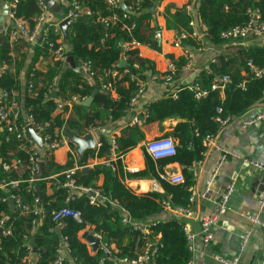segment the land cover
Returning <instances> with one entry per match:
<instances>
[{
	"label": "trees",
	"instance_id": "16d2710c",
	"mask_svg": "<svg viewBox=\"0 0 264 264\" xmlns=\"http://www.w3.org/2000/svg\"><path fill=\"white\" fill-rule=\"evenodd\" d=\"M78 1L92 10L93 14L89 20L96 25L85 22L84 18L74 19L68 27L66 38L61 32L57 33L50 27L47 38H39L34 48L35 57L28 72L24 96L19 80L21 64L11 54L12 51L19 50L24 40L12 44L8 34L2 38L0 45V64L8 67L13 65L15 69L14 72L11 69L0 72V91L7 94V104L17 102L22 106L25 115L32 116L36 124L44 126L42 135L60 137V132L65 130L66 133L73 131L83 136L90 129L105 128L109 122L123 118L131 110L130 102L140 89L137 77L147 82L148 76L153 80L155 74H163L156 69L152 60L140 55L139 47L131 44L136 41L151 49L161 50L157 38L158 28L153 26L152 22L162 0H123L133 12L128 13L126 17V11L120 6H112L109 0ZM55 3L64 11L67 10L65 6ZM172 8L175 9L174 12ZM186 9L167 6V29H174L179 34L193 31V16L185 12ZM251 10H258L261 20L264 21V0H199L197 13L201 22L207 26L206 39L213 45H219L224 43L221 33L236 25L246 24L250 19ZM15 12L18 18L33 29L42 10L38 0H21ZM114 16L116 19H113ZM101 17L107 19V23H102ZM59 18L61 20V14ZM59 41L68 45L76 68L67 66L61 72L63 60L55 61L52 56V51L59 45ZM50 43L53 46H50ZM183 44L193 49L202 46L201 42L193 37L183 40ZM40 56L52 59L53 63L48 64L45 71L36 65ZM124 56L126 65L121 68L119 64ZM217 59L218 63L211 62L209 69L203 67L198 72L195 81L208 89L209 94L205 98L197 99L189 85L180 83L182 66L187 63V58L173 57L172 61L180 68L175 75V84L171 86L173 88L168 89L166 97L147 106L148 116L140 114L142 124H127L119 134L116 133V153L125 156L146 139L145 131L150 130L151 125H161L168 119H179L173 130L165 134L176 140L177 152L174 156L154 159L144 147L146 166L137 172L125 170L121 159L113 162L115 170L105 163L91 166L90 159L111 158L113 145L110 136L101 133L97 148L88 149L80 156L71 153L65 166L56 164L46 151L43 157L46 164L41 180L32 184L23 181L16 189L10 187L7 191L0 190V198L15 194L20 196L24 203L32 204L35 198H39L45 210L40 225L35 233L31 234L34 216L22 215L19 209H12L8 200H0V222L3 217H7L6 226L12 229L11 234L0 235V264H28L27 244H31L33 238L37 252L32 255V264H57V248L61 243L56 232L58 226H61L68 245V257L64 258L61 264H115L111 257L105 256L102 249L91 252L80 236V232L87 227L99 233L103 242L114 243L117 249L115 256L119 258L138 259L146 254L148 245L152 243L147 252L150 262L187 264L193 257V252L189 248L188 235L184 229L185 219L169 213L166 220L155 222L150 234H145L134 226L125 224L121 207L137 222H149L151 218L164 214L166 211L163 203L166 200L174 207L193 208V187L196 182L193 168L208 150L205 141L207 136L220 135L224 128L221 120L239 117L264 101V77H256L249 66L250 61L264 66V48H241L232 54L219 55ZM79 65H84L86 70L79 68ZM114 69L120 71L119 75H109L106 81L112 83L115 93L103 90L96 76L90 74L95 71L96 75H102L106 70ZM223 74L229 75L232 82L223 93L212 90L214 77ZM160 81L161 79L157 82ZM54 88L58 90L60 98H80L68 117V107L57 110V100L50 98ZM174 88L177 89V98L171 94ZM96 89L98 92L91 103L88 106L83 105L82 101ZM219 109H222V112H219ZM69 144L75 152V144L72 141H69ZM0 158L9 162L18 158L24 162L23 167L7 171L2 170L0 165V181L29 178L26 168L30 163L28 149L21 148L20 141L5 130L0 131ZM171 163H179L182 166L184 182L171 183L161 179L160 174L166 172V167ZM84 166H90L87 172L82 171ZM74 167H78L72 176L74 184L99 190L107 198L106 201L92 204L88 193L76 195L70 202L66 201L69 189L62 186L68 180L64 172ZM53 176L57 177L52 178ZM101 176L104 177V182L99 186L97 182ZM132 178L156 179L163 192L153 190L137 194L126 182ZM48 183L52 189L51 194L46 193ZM110 201H117L119 206H113ZM64 206L81 211L83 222H77L72 217L55 221L56 212Z\"/></svg>",
	"mask_w": 264,
	"mask_h": 264
},
{
	"label": "built area",
	"instance_id": "2783aa9c",
	"mask_svg": "<svg viewBox=\"0 0 264 264\" xmlns=\"http://www.w3.org/2000/svg\"><path fill=\"white\" fill-rule=\"evenodd\" d=\"M21 0H10L9 1V12L8 16L13 22V27L10 34V41L12 44H15L19 42L20 40H24L26 42H34L37 37L46 39L48 36V32L50 27L54 28L55 32L59 33L61 32L60 29V21L50 20L49 19V6L47 3V0H38L39 4L41 6L42 13L37 19V24L33 29H30L27 25V23L22 20L21 18H18L16 16L15 9L18 5V3ZM55 2L65 6L67 10L65 11V18H72L78 19V18H90L92 17V10L89 8H86L84 4L79 2L78 0H54ZM121 0H109V3L112 6H119V2ZM190 8V6H189ZM128 13L126 11L125 17L128 16ZM113 19H116L114 16ZM102 23H107V19L102 18L100 20ZM108 25V24H107ZM191 25L193 26V31L191 33H181L178 34L174 41V46L180 47L183 50L184 57L187 58V63L182 66V70H189L192 71L195 69L194 65V59H195V51H201L202 46L196 47L195 49L189 47L188 45L183 44V40L187 39L188 37H193L195 39H200L206 35L207 32V26L205 24L201 25V28H195L194 21L191 22ZM160 31H158L157 38H160ZM264 35V21L261 20V16L259 14L258 10H251L250 11V19L249 21L244 25H236L234 27H231L229 29L224 30L221 33V38L226 42H233L237 43V41L246 40L252 37H258ZM63 41V40H62ZM59 45L55 47L52 51V55L56 58L60 59H66L70 52L67 50L65 43L59 41ZM135 47L141 46L140 43L134 41L131 43ZM50 46H53V44L50 43ZM126 59V57L124 56ZM86 66V65H85ZM249 66L253 72V74L256 77H264V66H258L254 64L252 61L249 62ZM7 69V66L4 65L0 68L1 72H5ZM180 70V68L177 66V64L174 61H170L167 67V70L165 72H162L163 74L157 75L155 74L153 77L154 81H158L161 79L160 84L165 86V88L170 89L173 88V84H175V75ZM196 77L198 74V70H195ZM119 70H106L102 75H96L95 71H91V76H96L97 80L102 84V89L111 91L112 93H115V90L113 88V85L110 81H106V77L109 75H112L111 77H116L119 75ZM152 79V78H151ZM196 79V78H195ZM195 79L192 81V83H189V88L191 91L195 93V97L197 99L205 98L209 91L208 89L204 88L201 84L197 83ZM137 80L140 84L139 92L136 96H134L130 102V109H133L139 99L142 97V95L145 92V86L146 81L137 77ZM106 81V82H105ZM232 82V79L229 75L223 74V75H217L214 77L211 85L212 90H219L221 93H223L226 89V87ZM56 89V88H54ZM52 92V91H51ZM173 97L177 98V89H172L171 91ZM7 100V94L3 91H0V131H7L10 135L14 136L18 141L21 143V148H27L28 153L30 156V163L26 167L29 171V178L26 180H11L7 181L6 179H3L0 181V190L7 191L8 188L16 189L20 182H27L28 184L35 183L42 178L39 176V167L40 164L43 162L45 165L46 162L43 159V154L41 149L38 147L34 139L30 136L28 132V127L32 126L37 134H40L42 136V144L43 148L48 151L49 154H52L57 148H59L63 144H67L69 141H71L65 130H62L60 133V137H52L50 134L42 135L41 131L44 130V126L41 124H36L33 117L30 115H25L22 107L17 102H12L11 104L6 103ZM56 103V109L62 110L65 107L72 108L75 103H78L80 101V98L78 96H74L71 99H63V98H57ZM219 112H222V109H219ZM143 116H148L147 109L145 112L142 113ZM241 120L242 127H249L256 124L261 123L264 120V107L260 109L257 113L248 116L243 117V115L236 117L234 119H226L221 120L222 126L226 127L229 125L233 120ZM143 119L139 115H134L131 118L130 124H142ZM99 129V128H96ZM94 131V130H93ZM88 133H93L92 131ZM116 133L111 135V143L113 145L112 147V154L111 158L109 160H105V164H109L112 166V168L115 170L116 167L114 166L113 162H116L118 159H121L122 162H124L125 156L118 155L116 153L117 144L115 141ZM206 145L209 149L214 148L216 150L220 151V157L217 163V166L215 168V171L211 177V181L213 182L214 179L219 174L223 164L227 161V159L230 156L240 157L238 154L233 152L230 148H228L225 145H222L220 142H218V139L216 136L210 135L206 138ZM99 146V144L97 145ZM146 150L148 153L154 158V159H160L165 157L174 156L176 154V147L177 143L175 139L171 136H157L145 144ZM73 155H75V152H72ZM203 161H199L196 166H194L193 171L194 174L197 176L199 170L198 166L202 164ZM244 162L247 165L252 166L253 168L261 171L264 173V162L262 161H256L252 159L244 158ZM23 160L22 159H13L10 162L9 161H2L0 158V165L2 170L7 171L10 169H18L19 167H23ZM125 170L129 172H137V168H127L125 167ZM78 169V167L71 168L64 173L66 174L68 180L62 184L63 187H66L69 189V195L66 198L67 202H70L76 195L82 194V193H88L90 195V202L92 204H98L100 202H104L107 200L106 197H104L99 190L93 189V188H83L79 187L74 184V179L72 178L75 171ZM166 171V170H165ZM57 177V176H55ZM161 179L167 180L171 183H181L184 182L185 177L180 173H169L164 172L160 174ZM237 185V179H233L228 185L223 193L220 202L218 203L217 207L213 212L206 215H195L193 208H185V207H174L170 203L169 200L164 201L163 206L164 210L168 213H172L175 216H178L182 219H185V226L184 229L188 235V241H189V248L193 252H195V241L199 235L194 229V223L198 222L201 227L200 235L202 237V240L205 244H211L215 240V232L214 229L219 225V222L222 218L225 217L226 214H228L231 210L230 202L231 197L233 193L236 190ZM152 191H160L161 186L160 183L156 179H152ZM160 192H163L160 191ZM206 196V195H203ZM10 199H13L15 202V209H19L20 213L22 215H33L34 219L32 220V226L30 228V233L34 234L37 227L40 225L41 220L45 216V210L43 205L41 204V201L39 198H35L34 203H24L22 198L18 195H11L8 198H0L1 201L8 200L10 202ZM110 203L113 206H119L117 201H110ZM258 206L259 211L258 213H249L246 211H241L240 215L241 217L245 218L249 222H251L254 225H259L264 227V220L261 218V211L264 210V189L260 193L259 199H258ZM121 212L124 215V222L125 224H130L134 226L136 229L141 230L145 234H150L151 227L155 225V222L158 221H149V222H137L132 219V217L129 215V213L121 207ZM66 217H72L77 222H83L82 213L79 210L72 209L68 206H64L60 208L55 216L54 220L59 222L62 218ZM7 217H3L0 222V235L1 234H11L12 229L11 227H7ZM89 233L93 234L94 236L98 237L101 240L99 249H102L105 256L111 257L115 264H155L150 262L148 250L150 249V246L152 243L148 245V249L145 255L139 256L138 259H130L127 257L119 258L115 256L116 249L113 246L112 243L109 242H103L102 236L95 232L93 229H90V227L86 228ZM250 232H246L242 236V246L241 249L244 248V245L248 241ZM27 239V238H26ZM28 258L27 263L32 264V255H33V247L31 246L30 242H28ZM67 243L66 241H61L57 248V257L55 260V263L61 264L64 260V250L67 249ZM1 240H0V249H1ZM217 260L221 262L222 264H240L239 257H233L231 259L225 258L224 256L218 255ZM187 264H194L193 257L190 259V261ZM264 264V261H263Z\"/></svg>",
	"mask_w": 264,
	"mask_h": 264
},
{
	"label": "crops",
	"instance_id": "0c3cea01",
	"mask_svg": "<svg viewBox=\"0 0 264 264\" xmlns=\"http://www.w3.org/2000/svg\"><path fill=\"white\" fill-rule=\"evenodd\" d=\"M9 1L10 0H0V10H2V6L3 9L6 8V2L8 4L7 8H9ZM195 1L196 0H162L158 4L155 18L152 24L153 26L156 25L158 31H160L159 43L161 46V50L158 51L155 49H151L145 45L139 46V49L140 55L144 58L152 60L159 72H165L167 70L168 64L170 61H172L173 57L174 59H179L184 56L182 48L174 46V41L179 33L174 29L171 30L167 29L166 27L165 11L167 6L172 5L180 9L187 8L186 10H188V13L193 16L195 28L200 29L203 23L201 22L197 10L193 9ZM48 2L52 5V7H55L56 9L57 7H59L54 0H47V3ZM174 11L175 9L172 8V12ZM59 14L60 11L52 12L49 8L48 15L50 20L60 21ZM12 27L13 22L9 18L8 14H2V12L0 11V45L2 42V38L9 34ZM39 38L40 37H37L36 40L32 43L23 41L18 51L16 49L11 52L16 61H19L21 64L19 80L21 83L23 96L28 84V72L35 57L34 48L36 44H38ZM197 41L201 42L202 50L194 52L195 69L192 71H183L180 79V83L182 84H184V82L189 78L193 77V75L196 73L195 70H198L199 72L203 67L209 69V64L211 62L218 63L217 57L219 55L232 54L236 50L239 51V49L241 48H264V35L237 41V43L224 41V43L219 45L211 44L206 39V35L202 38V40L198 39ZM65 46L68 50V45L65 44ZM53 58L55 61L60 59L54 56ZM62 60L63 67L61 69V72L67 67L66 59ZM51 63H53L51 58L49 60L45 59L43 56H40L36 65L38 66V68H43L42 70L45 71L47 70L46 66ZM2 66L4 65L0 64V68ZM6 66V70L11 69L14 72L15 69L13 65H9V67L8 65ZM78 67L86 70L84 65H79ZM167 92L168 89L165 88V86L158 83L157 81L148 78L144 94L139 99L137 105L133 109H131L123 118L114 122H109L108 125L101 130L96 128L90 129L97 140V145L100 144L99 137L101 133L107 134L108 136H110V138L114 133L119 134L123 127H125L127 124H130L131 118L134 115H139L145 112L147 106L150 103L166 97ZM263 107L264 101L249 109L245 114H243V117L251 116L260 111V109ZM72 110L73 107L68 108L66 117L71 114ZM178 122L179 119H168L161 125H151L150 130L145 131L146 139L142 141L139 146L125 155L123 162L124 166L127 168H137L138 170L144 169L146 163L143 148L145 147L146 142L157 136H165L167 132L173 130ZM217 139L218 142L230 148L240 157L230 156L223 164L219 174L214 179V181L210 182L220 157V151L214 148H208V150L205 152V156L201 160L203 162L198 166L199 172L197 176L194 174L196 182L193 187V201L196 197L198 203L197 215L201 216L213 212L220 202V199L225 192L227 185L235 178L237 179V185L236 190L231 197L230 212L221 219L219 225L214 229L215 240L213 243L205 244L203 242L200 235V224L198 222L194 223L193 227L195 231L199 233L195 241V252L193 255L194 264H222L216 258L218 255L224 256L228 259L238 256L240 264H263L264 227L252 224L245 218L241 217L240 212L246 211L249 213H258L259 211L258 199L260 193L264 189V173L253 168L250 165L245 164L244 158L264 162V120L259 124L246 128L242 127L241 120H233L229 125L223 128L220 135L217 136ZM97 145L96 148L98 147ZM40 149L44 156L46 150L43 147ZM74 151L77 156H80L78 155L76 148L74 149ZM72 152L73 149L68 142L67 144L61 145L52 154H48L52 156L56 164L65 166L69 162L70 154ZM89 162L92 166L97 163H104L105 160L96 158L90 159ZM166 171L169 173H180L182 172V166L179 163H171L166 167ZM52 178L56 177L53 176ZM103 182L104 177L101 176L97 184L100 186L103 184ZM126 182L127 185L137 194L147 193L149 191H152L153 189L151 178H132L128 179ZM160 189V191H162V188ZM46 193H52L50 183H48ZM168 215V212H164V214L162 215H157L151 218L150 221H164L167 219ZM261 218L262 220H264V210L261 211ZM85 232H88V230L84 229L82 232H80V236L83 241L88 244L91 252L95 253L89 242L83 237V234ZM246 232H250V235L248 241L244 245V248L241 249L242 236ZM158 238L159 237H157V239ZM112 244L116 249V245L114 243ZM63 256L64 258L68 257L67 249L64 250Z\"/></svg>",
	"mask_w": 264,
	"mask_h": 264
},
{
	"label": "water",
	"instance_id": "95a60500",
	"mask_svg": "<svg viewBox=\"0 0 264 264\" xmlns=\"http://www.w3.org/2000/svg\"><path fill=\"white\" fill-rule=\"evenodd\" d=\"M198 3H199V0H196L195 3H194V6H193L194 10L198 9ZM7 5L8 4L6 2V8L3 9V6L1 7L2 10H0V11L2 12V14H6V13L8 14L9 8H7ZM119 6L124 11H127L129 13H133L131 10H129L127 8V5L125 4V2L123 0H121L119 2ZM49 8H50V10L52 12L60 11L61 20H62L61 23H60V29H61V33H62L63 37L66 38L67 37V33H68L67 32L68 27L74 20L72 18H65V11L62 8H60V7H57V9H56L55 7H52V5L49 3ZM185 12H188V10H186ZM84 21L87 22V23H92L93 26L96 25L95 22H91L88 18H84ZM66 65L67 66H72L73 68H76V66H77L76 62H75V59H74V56L71 54V52H70L69 56L66 58ZM125 65H126V59L123 58L121 60L120 64H119V66L122 68ZM148 78H150V77L148 76ZM195 78H196V73L193 75L192 78H189L188 80H186L184 82V85L192 83V81ZM97 92H98L97 89L94 90L91 96L85 98L82 101V104L85 105V106H88L91 103V101L93 100V98H94V96H95V94ZM50 98H54V99L59 98L57 89H53L52 90V92L50 93ZM28 132H29L30 136L34 139V141L36 142L38 147L42 148L43 147V145H42V136L40 134H37V132L35 131V129L32 126L28 127ZM67 136L75 144V146H76L75 148H76V151H77L78 155H82L88 149H95L96 148L97 140H96L95 136L93 135V133H87V134H85L83 136H79L73 131H67ZM43 168H44V164L42 162L40 164V167H39V176H42ZM88 170H89L88 166L82 167V171L83 172H87ZM10 203H11L12 209H15V202H14L13 199H10ZM197 204H198L197 203V198L195 197L194 198V204H193V211H194L195 215H197ZM56 232L58 234V237H59L60 241H64L65 237H64V235L62 233L61 226H58L56 228ZM83 237L89 242L90 246L93 248V251L96 252L99 249L101 240L98 237L94 236L93 234H91L89 232H85L83 234ZM35 245H36V241H35V238H33V240L31 241V246L33 247L34 253L37 252V249H36Z\"/></svg>",
	"mask_w": 264,
	"mask_h": 264
}]
</instances>
